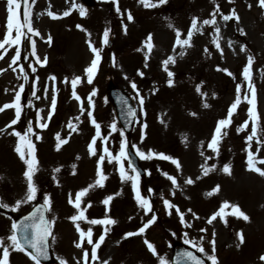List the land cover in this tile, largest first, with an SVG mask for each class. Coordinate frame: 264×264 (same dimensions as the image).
I'll return each mask as SVG.
<instances>
[{
    "label": "rangeland",
    "instance_id": "374dc122",
    "mask_svg": "<svg viewBox=\"0 0 264 264\" xmlns=\"http://www.w3.org/2000/svg\"><path fill=\"white\" fill-rule=\"evenodd\" d=\"M86 9V17L81 18L75 9L67 17L57 19L59 22L50 23L44 19L48 18V11L54 10L60 14L71 6L72 0H36L31 5L30 20L36 30H42L48 34L43 41L41 36L33 37L36 55L47 62L44 67L36 65L31 57L32 45L27 40L21 42V58L18 64L8 65L14 48L8 50L3 59H0V106L9 103L14 97L18 85L23 83L24 88L31 92L32 80H36L37 100L33 96L25 98L21 93L22 114L15 130L23 133L29 120L35 122V114L40 110L41 116L47 118V110L51 99V84L48 80L50 75L56 77L57 104L53 116L48 120V127L44 129L34 128V132L41 136L40 141L33 137L36 149L39 171L34 177L38 188L35 201L42 200L47 193L51 197L52 207L49 217L56 216L53 233L58 242V249L55 241H50L53 250L54 260L52 264H58L57 257H62L67 264H76L82 253L74 246V237L70 221L67 219L69 204L68 195L73 196L76 191L86 187L94 179L95 159L87 155V143L94 134V129L87 118V97L93 88L96 95L93 99V115L101 125V134L108 136L110 124L115 118L110 105L105 101V84L108 79L124 87L132 96L133 103L137 109V122L130 138L132 145H136L141 151L147 152L152 149L156 153H164L179 160L182 165L181 172L177 173L175 166L168 161L153 158L143 160L144 166L150 175L140 180L142 194L148 195L147 189L153 191L148 196L151 202L152 211L156 213L157 220L143 236H134L122 239L127 231H135L145 221L142 210L136 207L133 199L131 185L121 183L119 174L116 172L114 163L109 164L105 160L102 164L103 173L108 177L103 188H94L83 198L81 207L89 205L85 213L92 219L99 216L104 218V205L101 203L106 195L119 191L121 194L115 197L109 205L108 216L116 221L108 232L105 239L97 250L98 260L91 264H101L108 260L109 264H158V261L148 251L143 241L147 239L154 245L159 255L165 257L170 263L171 245L174 241H183L185 236L193 243L199 242L208 254H211L210 239L215 241V255L218 264H262L259 256L264 254V177L256 173L246 171L245 160L246 147L245 137L250 133V124L240 132L237 128L247 119V103L243 100V89L246 87L241 75L247 57H253L251 65L252 82L257 90V111L260 116L258 131L264 137V16L257 5V0H167L165 5L154 9H145L137 3V0H118V6L123 13L124 9L131 12L133 22H127L126 15L117 16L113 5L105 0H94L92 6H88L84 0H76ZM31 4V0H29ZM88 7H87V6ZM248 5H251L249 8ZM219 6L220 14H228L235 10L239 19H230L225 22L217 14L216 26L225 27V32L219 36L221 51L211 43L215 33L212 26L205 25L200 33H195L192 38V47L185 50V55L180 57L177 53L179 47L173 51L172 45L175 40V33L167 27L170 21L178 28L182 37L190 26L193 16L199 21L210 19L213 7ZM22 19L23 6L17 10ZM53 12V11H52ZM39 13V15H37ZM121 20L127 26L125 34L121 29ZM5 21V0H0V39L4 32ZM82 25L91 35L90 39L94 47L101 49V60L93 77L92 84L86 82L83 77V68L88 65L92 55L85 44V35L75 26ZM46 27V29H45ZM105 27L110 28L111 47L101 46L100 39ZM243 29L245 35L239 34ZM50 30V32H49ZM50 33L54 36L51 43L47 42ZM151 33L154 48L149 54L147 67L143 59V50L137 52L145 37ZM211 33V35H210ZM51 36V35H50ZM231 42V45L229 44ZM240 45H244L246 51H240ZM208 52L205 53L204 49ZM29 58L25 60L23 57ZM167 55L175 56V63L170 64L169 70L174 73L173 86L166 84L167 75L163 71L161 61ZM114 56V61H113ZM33 63L37 71L31 73L27 65ZM115 64V66H114ZM25 69L29 80H18L20 68ZM217 67L227 68L232 75L228 76L222 71H216ZM143 76H137V71ZM73 75L82 76L83 82L77 85V95L81 101L77 102L72 98V87L70 83H62L65 77L69 79ZM127 76L126 80L124 77ZM130 81L137 84L141 96L144 98V115L139 114L140 106L133 98L134 93L130 87ZM48 83L49 91L45 100L43 92L44 84ZM242 85L241 103L238 105L219 144V154L214 155L207 148V141L210 139L217 120L226 115L227 107L235 99L236 84ZM200 84L201 90L205 93L204 100L195 91V85ZM153 89L155 92L153 93ZM31 100V106H29ZM203 103L209 107L204 108ZM47 105V106H46ZM85 112H80V107ZM195 113V115H189ZM79 116L77 131L68 136L67 123L70 119L76 123L75 117ZM14 118V110L6 109L0 112V128H4ZM160 121H163L161 123ZM117 124V122H116ZM146 125L144 138L141 140L140 127ZM117 128L120 129L117 124ZM10 129L0 135V200L12 205L16 199H20L25 190V181L22 176L23 163L13 151L16 137L7 135ZM60 133L61 137H67L68 143L63 145L59 151L55 150V134ZM201 141L205 143L202 145ZM119 132L109 136L104 146L115 154L119 149ZM255 150V140L251 142ZM97 149L100 148V141H97ZM212 157L208 165L216 164L217 169L207 176L201 175L200 165L204 163L200 152ZM264 156V150L258 153ZM80 159L77 160L76 157ZM127 167V161H124ZM225 163L231 165V175H225L219 169ZM76 165L75 175H72V165ZM264 168V165H258ZM54 168H60L58 173H53ZM131 170H129V173ZM167 173L177 179L178 187L172 189L171 182L161 173ZM55 175L56 180L52 177ZM200 175V180L196 176ZM191 178L194 183L185 185L184 180ZM219 185V192L212 196H206L212 187ZM161 196L176 205L186 217V222L191 227L180 224L179 218L174 209L165 212ZM236 204L249 217L245 222L235 216L227 215L231 208H226L225 219L222 222L219 216L212 224L206 223L209 216L219 210L222 201ZM35 201L22 205L17 212L3 209L0 212V237L8 233L11 217L27 210ZM59 205L64 209L61 214L53 213L52 208ZM188 209L195 213L199 219H194ZM73 214V211H72ZM150 215V214H149ZM131 216L133 219L129 220ZM60 220V221H59ZM80 225L87 231L92 228L94 238L104 231L105 227L97 225L89 226L86 222ZM68 226V227H67ZM204 228V232L200 229ZM58 230V231H57ZM243 234L244 243L237 248L235 233ZM213 233L215 234L213 237ZM201 237H204L201 240ZM64 242L63 247L62 243ZM89 251L90 246L84 243ZM76 258V260L73 259ZM10 264H31V262L18 252L10 253Z\"/></svg>",
    "mask_w": 264,
    "mask_h": 264
},
{
    "label": "snow or ice",
    "instance_id": "6c2138e0",
    "mask_svg": "<svg viewBox=\"0 0 264 264\" xmlns=\"http://www.w3.org/2000/svg\"><path fill=\"white\" fill-rule=\"evenodd\" d=\"M105 2H109V0H105ZM229 3L232 0H228ZM36 0H31V4L29 0H5V21H4V32L2 34V39H0V59L5 57V54L8 53V50L14 48V54L11 56V62L9 63L8 67L12 68L13 64H18V61L21 58V42L22 39L27 40L30 45H32V52L31 57L33 62L40 67H44L47 58L44 59L39 58L36 55L35 51V43L33 41V37L40 36L38 30L34 29L30 20V12H31V5L35 4ZM65 3H68V0H65ZM110 3L113 5L115 13L117 16L126 15L127 22L131 23L134 20L133 15L127 9L121 11V8L118 6V0H110ZM137 3L141 5L145 9H154L158 8L162 5L167 3V0H137ZM257 5L261 9V15L264 16V0H257ZM23 6V14L22 19L20 15H18V9ZM250 8L251 5H248ZM78 11L79 16L81 18L86 17V9L81 4L77 3L76 0H72L71 6L67 8V10L63 11L59 15L55 14L52 11H48L47 15L51 19H60L62 17H67L73 10ZM217 14L220 15V19L227 22L230 19L237 20L239 19L235 10L230 11L228 14H220L219 6H215L212 9V12L209 14L210 19H203L199 21L196 16H193L190 21V26L186 30V35L182 37L181 31L176 28L173 23L170 21L167 24V27L171 29L175 33V40L172 45L173 51L179 47L180 51L177 53L178 56L183 57L185 55V50L187 48H191L192 45V38L195 33H200L201 29L205 25H210L213 28L215 36L213 37L211 43L217 48L218 51H221V45L219 44V36H220V29L216 26V18ZM39 15V13H37ZM121 29L126 34L127 33V26L123 20H121ZM79 31L83 32L86 39L85 44L87 45L92 58L88 65L83 68V77L86 78V82L88 84H92L93 77L97 71L98 64L101 60V49L94 47L93 43L90 39V33L80 24L75 26ZM110 28L105 27L103 33L101 35L100 43L101 46L106 45L109 42L110 36ZM239 34L241 36L245 35L243 29H239ZM211 35V33H210ZM51 36L47 37V42L51 43ZM231 45V42H229ZM154 48V44L152 43V34L149 33L145 40L142 42L140 48H137V52H141L143 50V59L145 62V67H147V61L149 59V54ZM240 51H246L244 45H240ZM204 52L207 53L208 49L205 48ZM27 60L29 57L25 55L23 57ZM113 56V61H114ZM175 63V56L174 55H167L165 59L161 61V66L163 71L167 75L166 84L168 87L173 86V76L174 73L169 70V65ZM253 63V57L249 55L247 57V61L243 66L242 69V77L243 81L245 82L246 87L243 89V100L247 103V119L243 121L242 124L239 125L237 128V132L242 131L250 124V133L245 137L246 147L244 149L246 153V160L245 166L246 171H250L252 173H256L261 177H264V168L259 167L258 165H264V156H259L262 150H264V137L260 135L258 131V125L260 122V116L257 111V90L255 85L252 82V71L251 65ZM115 66V64H114ZM28 69H30L31 73L35 74L37 69L33 66V63H29L27 65ZM4 69H0V72H3ZM12 71L15 72L16 69L12 68ZM216 71H222L226 75L231 76L232 73L227 68H219L217 67ZM137 76H143V73L139 70L137 71ZM18 80L23 79L25 82L29 80V75L25 73V69L23 67L20 68V73L16 77ZM126 80L128 79L127 76L124 77ZM32 80V96L39 100L40 96L36 95V80ZM48 80L52 82L51 84V99L50 104L47 110V118H43L41 116L40 110L36 111L35 114V122L29 120L27 122V126L24 129L23 133L20 131L15 130L13 128L14 125H17L18 121L21 118L22 114V104H21V93L24 90V84L21 83L18 85V89L14 93V97L9 103H4L0 106V112L5 111L6 109L14 110V118L10 120L8 124L4 126V128H0V135L5 134L6 129H10L7 132V135L16 137L15 146L13 151L18 156L19 160L23 163L24 170L22 172V176L25 181V190L20 199H16L12 205L0 200V209L10 210L11 212H17L18 209L22 205L30 204L31 202L35 201L37 198L38 188L34 181V177L36 173L39 171L38 167V159L36 156V149L33 143V137L36 141L41 140V136L34 132V128L36 129H44L48 127V120L53 116L54 110L57 104V89H56V77L50 75ZM62 83H70L72 87L71 96L77 102L81 101V97L77 95L76 88L77 85L83 82L82 76L80 75H73L70 79L65 77ZM130 87L132 92L135 94L134 99L138 102L140 109L139 114L144 115V98L141 96L140 91L138 90L137 84L135 82L130 81ZM49 91L48 83L44 84L43 92L45 93V99H47V93ZM195 91L197 94L200 95L201 100H204L205 93L201 90V85H195ZM155 89H153V93ZM96 95V89L93 88L92 91L88 94L87 97V118L90 124L94 129V134L91 136L90 141L87 143V155L89 157H96L95 159V169H94V179L92 182L88 183L86 187L80 188L78 191L75 192L74 196L70 193L67 198V203L74 209V214L67 217V219L72 223L74 226L75 232L78 234L77 239L74 243L76 249L80 250L82 255L79 260H76V264H91V262H95L98 260L97 250L101 246L102 242L105 239V234L108 232L109 228L116 223V221L108 216L109 212V205L110 202L114 200L115 197L120 196V192L117 191L114 194L106 195L101 203L104 205V218L101 219H88L85 216V211L89 205H85V207H81L83 198L89 193L90 190L94 188H103L105 186L104 182L107 180V176L103 173L102 164L105 160L109 164L114 163V167L116 172L119 174V178L121 183H129L131 185V191L133 194V199L136 202V207L139 210H142L143 216L146 218L145 221L139 226L135 231H127L123 234L122 239H127L129 237L134 236H143L145 230L148 229L154 222L157 220V215L155 212L152 211L151 202L148 196L152 193V189H147L148 195H144L140 189V173L139 171L133 166L132 161L129 159L127 153V142L124 138V131L117 128L116 119L113 118L112 122L108 124L109 133L108 136H104L101 134V125L96 121L93 115V97ZM241 96H242V85L236 84L235 86V99L231 102V104L227 107L226 115L217 120L214 126V129L211 133L210 139L207 141V148L211 150L214 155L219 154V144L220 140L227 134L226 130L228 129L229 125L231 124L232 116L236 111L238 105L241 103ZM126 112L125 118L129 121L134 120L137 116L136 109L130 107L128 105L127 100L123 101ZM29 106H31V100H29ZM202 106L204 108L209 107L207 103H203ZM80 112L84 113L85 108L83 106L80 107ZM189 115H195V113H189ZM76 123H73V120L70 119L67 123V128L69 129L68 136H71L72 133L77 131V124L79 123L80 117L77 116L74 118ZM163 123V121H160ZM146 125H141L140 127V134L141 140L144 138V129ZM119 132L120 142H119V149L118 151L113 154L112 151L109 150L108 147L104 146L105 142L108 141L109 136L114 133ZM100 141V148L97 149L96 144L97 141ZM255 140V150L252 149L251 142ZM55 150L59 151L63 145L68 143V138L61 137L60 133L55 134ZM205 142L201 141L203 145ZM132 148L135 150L136 156H138L141 160H151L153 158L164 160L170 162L172 165L175 166V170L177 173L181 172L182 165L178 159L171 157L170 155H166L164 153H156L152 149H148L147 152L141 151L137 146L134 144ZM201 157L204 159V163L200 165L201 175L207 176L210 172L215 171L217 169L216 164L208 165V160L212 157L206 156L203 151L200 152ZM77 160L80 159L79 156L76 157ZM124 161H127V167L124 166ZM73 172L72 175H75L76 165H72ZM129 170L131 172L129 173ZM225 175H231V165L225 163L221 169H219ZM53 173H58L60 168H54ZM145 174L150 175L149 172L146 171ZM165 178L171 182L172 189H176L178 187L177 179L172 176L168 175L167 173H161ZM201 176L197 175L196 180H200ZM53 181L56 180L55 175L52 177ZM194 181L191 178H186L184 180L185 185H191ZM220 186L216 185L212 187V189L205 193L206 196H212L213 194L219 192ZM161 200L163 203V207L166 213L171 214L169 212L170 209L175 210V214L179 218V222L181 225L185 227H191V224L186 222V217L181 210L171 203L168 199H165L161 196ZM52 202L51 197L49 194L45 193L42 196V202L36 204L32 211H30L27 215L23 216L20 220H12L11 217L8 219L11 221L10 226L8 229V233L0 237V264H10L9 256L12 252L22 253L30 262L31 264H42V261L49 259V242L55 241L56 237L53 233V228L55 221L57 219L56 216H47L46 214L51 212ZM226 208H231V212L227 213V215L235 216L238 219H242L245 222L249 221L248 215H246L238 205L230 204L228 201H222L219 206V210L214 212L211 216L208 217L206 223L212 224L213 220L219 216L220 220L223 222L225 219L226 213L224 210ZM188 212L191 213L194 219H199L195 213L191 212V209H188ZM150 214V215H149ZM129 220L133 218L131 216L128 217ZM86 222L89 226L91 225H101V226H108L104 228V231L101 232L98 238H94L93 231L91 227H88L87 231L81 228L79 222ZM205 229L201 228L200 232H204ZM213 233V237H214ZM236 237V247L239 248L244 243L243 234L239 231L235 233ZM204 237H201L203 240ZM86 242L87 245L90 246V257L91 261H89V251L84 247V243ZM144 245L147 248V251L157 259L158 264H168V261L165 259L164 256L159 255L156 248L152 243H150L147 239L143 241ZM185 244H189L195 248V250L202 254L203 259L194 255L190 251H184L177 253L175 258V264H205V260L209 262V264H218L217 257L215 255V241L214 239H210L208 241L211 247V254H208L205 249L200 245L199 242L193 243L190 241L187 236L184 239ZM259 260L264 264V254L259 256ZM58 264H67V261L62 257H57ZM101 264H109V261L103 260Z\"/></svg>",
    "mask_w": 264,
    "mask_h": 264
},
{
    "label": "water",
    "instance_id": "95a60500",
    "mask_svg": "<svg viewBox=\"0 0 264 264\" xmlns=\"http://www.w3.org/2000/svg\"><path fill=\"white\" fill-rule=\"evenodd\" d=\"M109 95H110L109 99H111L114 103L118 102L121 99L122 106L125 109L123 101L127 100V99L124 97V95L119 90H116L114 87H110V94ZM128 105L130 106L129 103H128ZM125 111H126V109H125ZM129 122L130 121L126 119L127 125H129ZM123 126L125 129H128L127 126H125L124 124H123ZM184 250H186V249L182 246H175V255H177V253L183 252Z\"/></svg>",
    "mask_w": 264,
    "mask_h": 264
},
{
    "label": "bare ground",
    "instance_id": "6f19581e",
    "mask_svg": "<svg viewBox=\"0 0 264 264\" xmlns=\"http://www.w3.org/2000/svg\"><path fill=\"white\" fill-rule=\"evenodd\" d=\"M219 29H220V34H223V33L225 32V27L220 26ZM23 96H24L25 98H29V97H31V92H30V90H29V89H26V91L23 92ZM44 101H46V99H45ZM69 142H70V140H69ZM69 142H68V144H69ZM85 216L88 218V215H85Z\"/></svg>",
    "mask_w": 264,
    "mask_h": 264
}]
</instances>
